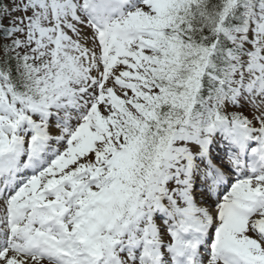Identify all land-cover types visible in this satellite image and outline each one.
<instances>
[{"label": "snow or ice", "instance_id": "obj_1", "mask_svg": "<svg viewBox=\"0 0 264 264\" xmlns=\"http://www.w3.org/2000/svg\"><path fill=\"white\" fill-rule=\"evenodd\" d=\"M0 264H264V0H0Z\"/></svg>", "mask_w": 264, "mask_h": 264}]
</instances>
